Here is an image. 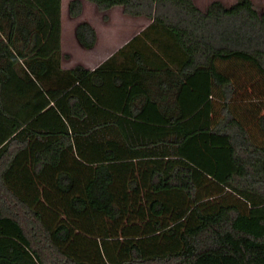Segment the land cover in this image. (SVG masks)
<instances>
[{"label": "trees", "instance_id": "16d2710c", "mask_svg": "<svg viewBox=\"0 0 264 264\" xmlns=\"http://www.w3.org/2000/svg\"><path fill=\"white\" fill-rule=\"evenodd\" d=\"M88 1L149 19L164 78L102 97L60 0H0V264H264V4Z\"/></svg>", "mask_w": 264, "mask_h": 264}, {"label": "crops", "instance_id": "0c3cea01", "mask_svg": "<svg viewBox=\"0 0 264 264\" xmlns=\"http://www.w3.org/2000/svg\"><path fill=\"white\" fill-rule=\"evenodd\" d=\"M67 1L60 0V67L69 68L79 63L89 70L96 68L95 89L102 97L109 99L121 98L116 88L119 82L123 86H134L132 89H136V93L141 92L142 85L148 86L151 90L157 81L161 83L164 72L160 69L164 63H160L159 60H155V63H134L129 59L132 48H144L150 45L146 38L135 37L149 22L148 18L127 15L122 12L121 6L114 5L104 11L107 18L103 19L102 13L92 2L82 0L83 7L89 4L95 10L98 22H94L90 15L83 13L82 8L78 15L69 16L66 10ZM208 1L210 0L206 2ZM233 1L229 0L228 3ZM257 3L264 4V0H259ZM80 20H87L95 30V42L89 48L79 45L74 36V26ZM131 38L132 43L125 45ZM122 46H124L122 52H116ZM99 80H101L100 84Z\"/></svg>", "mask_w": 264, "mask_h": 264}, {"label": "rangeland", "instance_id": "374dc122", "mask_svg": "<svg viewBox=\"0 0 264 264\" xmlns=\"http://www.w3.org/2000/svg\"><path fill=\"white\" fill-rule=\"evenodd\" d=\"M62 1H65V0H62ZM207 0H194V3L198 6V7H200V8H204L206 5H207V2H206ZM228 1L229 0H223L222 1V3L223 4H229L228 3ZM231 1V0H230ZM209 2V1H208ZM257 2H259V0H254V2L252 3L253 4V6H255V7H258V6H260L262 3H257ZM62 7H63V5H62ZM61 10H62V8H61ZM82 11H83V13H86V15H90L93 19V21L94 22H98L97 20H98V17L95 15L96 14V12H95V10L93 9V7L91 6V5H85L84 7L82 6ZM96 16V17H95ZM95 17V18H94Z\"/></svg>", "mask_w": 264, "mask_h": 264}]
</instances>
